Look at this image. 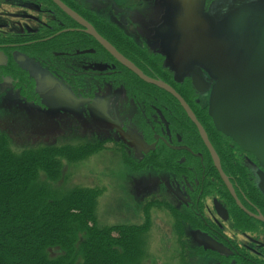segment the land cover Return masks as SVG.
I'll return each mask as SVG.
<instances>
[{"label": "flooded vegetation", "instance_id": "obj_1", "mask_svg": "<svg viewBox=\"0 0 264 264\" xmlns=\"http://www.w3.org/2000/svg\"><path fill=\"white\" fill-rule=\"evenodd\" d=\"M263 33L264 0H0V99L159 152L173 237L200 264H264V163L209 112L221 59L249 61ZM137 72L191 110L237 201L181 102Z\"/></svg>", "mask_w": 264, "mask_h": 264}, {"label": "rangeland", "instance_id": "obj_2", "mask_svg": "<svg viewBox=\"0 0 264 264\" xmlns=\"http://www.w3.org/2000/svg\"><path fill=\"white\" fill-rule=\"evenodd\" d=\"M2 102L1 98L0 133L7 137L14 154L40 147L98 146L96 152L77 162L62 160L58 182L44 181L41 175L39 183L61 193L73 188L101 191L96 204L99 227L144 226L139 239L142 252L139 264H200L191 249L194 240L173 237L175 227L168 203L172 199L166 189L169 175L162 168L157 169L166 167L159 152L142 154L96 121L81 124L61 112L55 122L41 108L26 107L16 101ZM233 144L241 149L234 141ZM148 165L155 169L141 170ZM182 240L190 253L183 254Z\"/></svg>", "mask_w": 264, "mask_h": 264}, {"label": "trees", "instance_id": "obj_3", "mask_svg": "<svg viewBox=\"0 0 264 264\" xmlns=\"http://www.w3.org/2000/svg\"><path fill=\"white\" fill-rule=\"evenodd\" d=\"M97 149L40 147L14 154L0 133V264H139L144 226L99 227L101 191L61 193L39 183L41 175L58 182L62 160L77 162Z\"/></svg>", "mask_w": 264, "mask_h": 264}, {"label": "water", "instance_id": "obj_4", "mask_svg": "<svg viewBox=\"0 0 264 264\" xmlns=\"http://www.w3.org/2000/svg\"><path fill=\"white\" fill-rule=\"evenodd\" d=\"M220 63L219 80L213 94V108L210 110L213 121L220 131L232 138L238 147L250 152L264 163V33L253 57L249 61L242 62L222 58ZM130 68L136 71L134 68ZM137 74L146 82L168 90L181 102L186 114L196 125L222 180L232 197L237 201L231 185L221 170L217 155L205 131L196 121L191 110L168 87L144 77L139 72ZM115 127L122 136L142 152L155 147V144L146 146L134 137L126 135L119 126Z\"/></svg>", "mask_w": 264, "mask_h": 264}, {"label": "bare ground", "instance_id": "obj_5", "mask_svg": "<svg viewBox=\"0 0 264 264\" xmlns=\"http://www.w3.org/2000/svg\"><path fill=\"white\" fill-rule=\"evenodd\" d=\"M184 258H185V257H184ZM184 263H185V262H184ZM184 263H183V264H184Z\"/></svg>", "mask_w": 264, "mask_h": 264}]
</instances>
